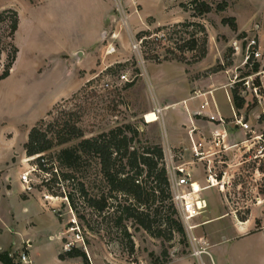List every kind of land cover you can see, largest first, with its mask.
I'll list each match as a JSON object with an SVG mask.
<instances>
[{"label": "rangeland", "instance_id": "374dc122", "mask_svg": "<svg viewBox=\"0 0 264 264\" xmlns=\"http://www.w3.org/2000/svg\"><path fill=\"white\" fill-rule=\"evenodd\" d=\"M109 1L114 4L117 21L111 24L94 51L96 56L90 52L92 58L89 56L86 60L82 57L80 64L73 60L72 67L59 60L58 56L52 61L48 59V64L43 65V59L34 57L35 52L26 43L23 44L27 36L23 27L19 33L15 31L13 44L18 50L17 58L9 76L0 81V145L13 133L14 139L9 149L14 147L15 152L5 165L0 166V177L11 176L19 184V175L31 169L33 189L41 196L44 193L56 199L48 206L49 210L54 209L53 218L57 216L64 224L63 243L72 239L71 232H68L69 220H75L82 242L75 243L74 248L85 254L87 262L176 264L191 256L186 233L181 235L176 232L171 221L170 226L166 225L167 218L180 222L171 192L170 199L162 198L164 201L160 203L159 197L154 204H148L149 208L145 211L150 213L149 221L153 228L162 231L160 237L142 230L132 218L124 219L118 225V213L114 212L116 208L121 210L130 200L117 195L102 212L90 206L88 198L107 196L110 187L102 175L98 160L92 155L85 157L77 172L58 164L57 152L80 141L73 139L60 145L58 138L63 134L61 128L64 124L75 125L81 130L83 139H87L117 127L130 126L137 132L133 137L135 148L141 150L142 147L158 146L164 152V147L169 145L173 150L176 148L173 145L181 144L172 140L173 130L176 128L182 132V124L187 121V116L180 102L174 109L164 111L163 119L153 123L155 116L151 112L156 102L153 90L156 80L164 88H167L163 86L164 83L175 88L183 82L184 92L189 94V98L196 91L216 89L212 94L214 106L220 114L230 116L231 104L226 100L222 88L234 75L248 72L247 67L242 66L244 36L255 34L258 38L262 53L258 65L264 67V0H197L198 3L208 4L211 11L196 18L191 17V0ZM104 2L107 17L108 0ZM224 5L223 11L217 10L218 6ZM5 8H14L22 17L27 13L23 0H0V11ZM186 12L190 14L188 19H185L188 16ZM97 15L86 8L77 10L73 15L74 47L90 46L81 41L94 35L92 30ZM231 17L236 20L235 31L221 23L223 18ZM175 21L180 22L170 24ZM155 23L164 26L156 27ZM189 23L201 25L204 33L200 32L198 26ZM158 28L163 30L156 31ZM5 29V24L0 25V36L5 47L0 55V73L9 51ZM141 31H148L152 35L146 39L136 38ZM144 39L147 41H142ZM192 39L197 40L195 49L186 50L183 46ZM133 45H136L135 49ZM203 52L204 57L200 58ZM121 74H126L129 82L121 81ZM85 76L87 81L80 83ZM106 82L109 87L103 88ZM71 90L74 92L70 96L60 99L48 110L55 99ZM166 101L164 98L163 103ZM232 104L238 110L233 100ZM210 108L214 111L212 106ZM238 111L249 122L254 133L230 130L232 148L213 164L217 179L214 183L218 185L208 188L205 181L207 174H202L200 168L192 172L193 181L203 189L201 197L207 203L204 212L194 220L198 225L195 233L205 236L210 244L220 242L211 251L215 264H220L217 260L220 258L224 264H264V234L261 233L264 231V102L257 104L248 98ZM145 115L147 123L143 120ZM34 123L42 130H50L48 137L53 143L43 154L27 157L20 152L23 140L21 127ZM203 125L205 130L209 129L206 123ZM127 136L131 137L132 134L127 132ZM241 144H245V147H241ZM9 149L5 147L1 150L0 164L8 157ZM144 176L138 180L144 181ZM80 183H83L87 197L80 196ZM194 187L198 188L196 185ZM69 194L73 195L74 207L67 198ZM20 204L18 196L13 193L10 197L6 196L0 206V246L11 247L12 251L8 253L15 264H24L19 261L24 247L18 251L20 239L7 229L6 223L10 211L16 212ZM247 232L259 233L241 239L233 238ZM72 260L73 264H86L80 257ZM203 260L205 264H210L208 257Z\"/></svg>", "mask_w": 264, "mask_h": 264}, {"label": "crops", "instance_id": "0c3cea01", "mask_svg": "<svg viewBox=\"0 0 264 264\" xmlns=\"http://www.w3.org/2000/svg\"><path fill=\"white\" fill-rule=\"evenodd\" d=\"M115 1V0H114ZM24 7L26 8L27 13L22 17L17 10L14 8H5L11 9L17 12L18 14V29L16 34L19 33L21 26L23 27L24 33L27 35L24 39L23 44H27L32 52H35L34 57L43 59V65L48 64L47 61L58 56L59 60L64 61L66 64H69L72 67V61L78 62L80 64L82 57L86 60L92 55L90 52L96 51L98 49L99 43L102 41L105 33L111 27V24L117 21L118 17L115 14L114 4L108 0L109 10L107 12V17L105 13V2L104 0H23ZM136 4V2H132ZM82 8L91 9L93 12L98 13L94 29L92 32L94 35H89L87 38L82 39V43H87L89 47H74L73 46V29L75 27L73 15H76V11H82ZM2 9V10H5ZM1 10V11H2ZM136 12V11H135ZM185 19L190 18L189 12ZM100 19V21H99ZM104 19L106 21H104ZM153 19V18H152ZM180 21H175L170 24L179 23ZM166 24V25H170ZM156 27L164 26L158 25L155 23ZM79 27V24H77ZM17 45V44H16ZM51 52H59L56 54H51ZM80 53L78 58H75L74 55ZM17 58V56H16ZM90 64V63H89ZM13 70V68H11ZM11 71V70H10ZM40 71V70H39ZM38 71V73H39ZM34 71H32L33 73ZM69 72L72 73L69 68ZM37 74V73H36ZM157 79V78H156ZM160 80V79H159ZM163 80V79H162ZM86 76L81 79L80 83L86 82ZM161 81V80H160ZM154 83V82H153ZM166 85V86H165ZM167 88L160 87L156 80L154 83L153 90L154 96L156 98L155 105L160 107H167L170 105H177L186 101L187 111L190 113L196 111L199 106V99L189 100V94H187L184 88L183 82L181 85H177L175 88L172 86L168 87V83L164 85ZM209 91V90H207ZM74 90H71L69 93L60 96L55 99L49 106L48 110L54 106L60 99H64L70 96ZM197 92V91H196ZM206 92V91H202ZM164 98L167 99L166 103H163ZM183 100V101H182ZM184 109L187 121H184L183 125H189V118L187 111ZM47 110V111H48ZM166 111V110H165ZM223 115V114H222ZM228 117L226 115H223ZM231 116V115H230ZM229 116V117H230ZM163 119V116H162ZM27 126L24 125V128L21 127V132L23 133V140L20 143V152L24 153L23 145L27 141V136L29 130L35 125ZM210 127V126H209ZM183 130V131H182ZM176 129L173 130L172 140H176L177 143H181L180 146L173 145V147H187L188 140L185 134V130ZM231 133V132H230ZM25 138V139H24ZM14 139V134L8 139H4L2 146L0 145V157L2 158L1 150L3 151L6 147L7 150L11 145V141ZM7 142V143H6ZM8 144V145H7ZM172 144V143H171ZM15 152V148L12 147L9 149V155L2 161L1 165H5L9 160L10 156ZM197 169V168H196ZM13 193L18 196V200L21 201L20 205H17V211H10L9 221L6 223L7 229L11 233L19 237L20 247L18 251L23 248V252L27 254L30 264H73L72 259L60 260L58 257L60 254H63V242L64 237V224L56 218H53V212L49 210V206L42 199L41 193L33 189L31 194L24 193L21 184L13 181L11 176L0 177V206L5 200V197H10ZM54 215V214H53ZM23 222V223H22ZM23 224L22 226L20 224ZM250 223V222H249ZM249 225V224H248ZM0 229V233H1ZM240 233V232H238ZM255 233L259 232H247L241 233L233 237L234 239H241L252 236ZM261 233L264 234V231ZM226 240V239H225ZM224 241V239H222ZM210 243V242H209ZM220 242L210 244L209 252L211 251ZM25 245V246H24ZM10 252L11 247H1L0 252ZM17 252V251H16ZM217 254V253H216ZM220 264H224L222 258L217 259ZM208 263V262H207ZM0 264H2L0 262ZM27 264V263H24ZM176 264H195V260L191 257H185L182 260H179ZM212 264L213 263L212 261Z\"/></svg>", "mask_w": 264, "mask_h": 264}, {"label": "trees", "instance_id": "16d2710c", "mask_svg": "<svg viewBox=\"0 0 264 264\" xmlns=\"http://www.w3.org/2000/svg\"><path fill=\"white\" fill-rule=\"evenodd\" d=\"M190 5L193 8V15L191 16L193 18L211 11L210 6L204 2L198 3L197 0H191ZM225 7V5L218 6L217 10L223 11ZM221 23L228 25L232 31H235L237 28L236 20L233 17L223 18ZM4 24L6 28L4 30L7 40L6 45L9 47V51L6 54V60L0 73V81L9 76L18 52L16 46L13 44L14 34L18 27L17 12L11 9L0 11V25ZM189 24L198 26L200 32L204 33V28L201 25L195 23ZM174 27H178V25ZM161 30L163 28H158L156 31ZM151 35L152 33L148 31H141L136 34V38L141 39L143 37L146 39L150 38ZM145 39L142 41H147ZM196 42V39H192L183 47L186 50H194ZM204 44L205 40L202 42V45ZM4 49L5 47L0 36V55L4 52ZM204 53L200 58L204 57ZM257 67L258 65H255V69ZM233 103L239 110L242 107L243 100L233 93ZM61 130L63 134L58 138L60 145L73 139H80V141L75 146L62 148L57 152L56 161L58 164L72 172H77L82 166L85 157L92 155L98 160L102 175L110 187L107 196L101 195L98 198L95 196L88 198L90 206L102 212L108 205H111L109 201L116 199L117 195L126 196L130 200V203L123 206L121 210L116 208L114 212V214L118 213L116 223L121 225L124 219L132 218L142 230L155 237H160L162 231L158 228H153L151 221H149L150 213L145 211L149 208L148 204H154L159 197L160 203L164 201L162 198L170 199V188L163 161V150L158 146L142 147L140 148L141 150L135 148L133 146V137L136 136L137 132L131 129L130 126L117 127L108 133H101L87 139H83L81 130L75 125L64 124ZM49 131L47 129L42 130L39 126H34L29 130L27 141L23 145L24 153L27 157L43 154L52 147L53 142L48 137ZM127 132L132 134V136L128 137ZM143 174L145 175L144 181H139L138 179ZM68 177L70 176H64V178ZM147 183L151 185L149 186ZM78 191L80 196H88L83 183L79 184ZM67 198L74 207L73 195L69 194ZM170 221L171 224L175 225V231L184 235L182 224L167 218L166 225L170 226ZM76 257L82 258L87 264L85 254L76 248L60 254L58 258L64 260ZM0 262L2 264H15L13 258L6 251L0 252Z\"/></svg>", "mask_w": 264, "mask_h": 264}, {"label": "built area", "instance_id": "2783aa9c", "mask_svg": "<svg viewBox=\"0 0 264 264\" xmlns=\"http://www.w3.org/2000/svg\"><path fill=\"white\" fill-rule=\"evenodd\" d=\"M254 29L256 31L257 27ZM243 42L244 58L242 66L247 67L248 72L242 75H234L229 83L222 88L226 100L231 104V116H223L214 106L212 94L216 89H210L206 92L197 91L189 98V100L199 99L200 103L196 111L189 113L185 109L186 101L182 102V107L187 111L189 118V125H184L188 140L187 147H176L173 150L170 149L169 145L164 147L163 161L169 182L171 200L186 233L190 246V256L196 264H205L204 257H208L210 264H212V259L209 252V240L205 236H197L195 233L198 225L194 223V220L204 212L207 203L201 197L203 189L194 187V185H199L193 181L192 172L196 168H200L202 174H207V178H205L207 187H213L214 182H217L216 169L213 164L232 148L230 130H239L245 134L254 133L249 122L234 108L232 104L233 93L243 100V104L247 102L248 98L257 104L264 102V67L258 65L262 58L258 38L255 34L247 35L244 36ZM133 48L135 49L136 45H133ZM255 65H258L257 69H255ZM119 78L123 82H129L126 74H121ZM102 86L108 88L109 84L106 82ZM211 106L214 111L210 110ZM175 107L176 105L167 107L154 105L151 112L155 116L153 123L162 119L165 110L174 109ZM145 117L146 115L143 116V120L147 123ZM262 117L264 118V114ZM203 123L210 126L208 130H205ZM251 138L252 136L249 139ZM234 146L237 148L236 145ZM241 147H245V144H241ZM31 173V169L26 170L18 177L24 193L33 191ZM45 175L48 176V174ZM45 175L44 177H46ZM42 199L47 205L56 200L44 193ZM52 210L54 212V209ZM68 232H71L72 239H67L63 243L62 249L64 252L73 249L75 243L82 242L75 220H69ZM9 256L11 257V255ZM19 259L22 263L30 264V260L24 252L21 253ZM87 264L93 263L89 261Z\"/></svg>", "mask_w": 264, "mask_h": 264}, {"label": "water", "instance_id": "95a60500", "mask_svg": "<svg viewBox=\"0 0 264 264\" xmlns=\"http://www.w3.org/2000/svg\"><path fill=\"white\" fill-rule=\"evenodd\" d=\"M80 56V53H77L74 55L75 58H78Z\"/></svg>", "mask_w": 264, "mask_h": 264}, {"label": "bare ground", "instance_id": "6f19581e", "mask_svg": "<svg viewBox=\"0 0 264 264\" xmlns=\"http://www.w3.org/2000/svg\"><path fill=\"white\" fill-rule=\"evenodd\" d=\"M215 185H218V184H217V183H216V184L214 183V186H215ZM198 188H199V186H198ZM198 188H197V189H198Z\"/></svg>", "mask_w": 264, "mask_h": 264}]
</instances>
